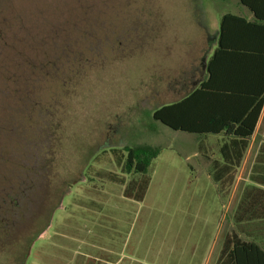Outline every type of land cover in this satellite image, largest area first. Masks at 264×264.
Here are the masks:
<instances>
[{
  "label": "rangeland",
  "instance_id": "obj_1",
  "mask_svg": "<svg viewBox=\"0 0 264 264\" xmlns=\"http://www.w3.org/2000/svg\"><path fill=\"white\" fill-rule=\"evenodd\" d=\"M225 1L0 0V264H218L242 200L264 196V123L220 184L228 138L154 112L191 90ZM139 146L161 150L140 202L122 168Z\"/></svg>",
  "mask_w": 264,
  "mask_h": 264
},
{
  "label": "trees",
  "instance_id": "obj_2",
  "mask_svg": "<svg viewBox=\"0 0 264 264\" xmlns=\"http://www.w3.org/2000/svg\"><path fill=\"white\" fill-rule=\"evenodd\" d=\"M239 1L258 15V8L252 4V0ZM235 21L245 22L232 15L222 17L221 46L224 32L236 28ZM213 67L214 63H208L209 76L180 100L156 109L154 119L175 131L227 137V142L219 150L221 160L214 161L211 174L213 180L221 184L227 179L233 182V172L244 162L264 107V87L252 102L250 94L240 93V97L235 96L239 93L234 89L221 90L224 87ZM244 79L227 78L224 81L230 84ZM247 99H250L248 103L245 102ZM252 105L254 108L251 110ZM125 150L127 156L122 164L124 172L140 175V179L128 183L125 197L140 202L144 200L151 181L147 176L148 169L161 150L151 146L128 147ZM256 160L251 179L264 189V143L259 148ZM16 206L20 207V203ZM235 223L236 229L224 238L218 264H263L264 245L260 241L264 239V196L248 201L243 199L236 211Z\"/></svg>",
  "mask_w": 264,
  "mask_h": 264
},
{
  "label": "crops",
  "instance_id": "obj_3",
  "mask_svg": "<svg viewBox=\"0 0 264 264\" xmlns=\"http://www.w3.org/2000/svg\"><path fill=\"white\" fill-rule=\"evenodd\" d=\"M225 3L231 11L223 14L222 17L232 15L245 22L235 21L237 23L235 24L236 28H231L224 32L222 46L220 23L219 25L216 22L214 23V26L211 27V32L208 33V48L205 53L211 46L212 48L207 56L204 73L200 76L199 81L192 82L189 92L193 91L209 76L207 64L214 63L213 68L216 72V77L220 78L221 85L224 87L221 90L234 89L239 93L235 95L238 97L241 96L240 93L250 94L249 98H251L252 102L256 98L254 96L259 94L264 87V0H252V4L258 8V15L247 6L241 4L239 0H234L233 2L227 0ZM215 56L217 58L213 60ZM241 77L245 78L244 81L230 84L224 81L227 78ZM248 100L250 101V99H247L245 102L248 103ZM239 101L244 103L241 100ZM253 106L251 110L254 108ZM263 123L264 107L254 136L259 132ZM260 242L264 245V239ZM261 261H264V259L262 258Z\"/></svg>",
  "mask_w": 264,
  "mask_h": 264
},
{
  "label": "flooded vegetation",
  "instance_id": "obj_4",
  "mask_svg": "<svg viewBox=\"0 0 264 264\" xmlns=\"http://www.w3.org/2000/svg\"><path fill=\"white\" fill-rule=\"evenodd\" d=\"M198 69V76H193L192 82H197L200 79V76L204 73V68H197Z\"/></svg>",
  "mask_w": 264,
  "mask_h": 264
},
{
  "label": "water",
  "instance_id": "obj_5",
  "mask_svg": "<svg viewBox=\"0 0 264 264\" xmlns=\"http://www.w3.org/2000/svg\"><path fill=\"white\" fill-rule=\"evenodd\" d=\"M211 48H212V46H211L210 49L207 50V52L205 53V56H204V58H203V68H205L206 60H207V56H208V54L210 53Z\"/></svg>",
  "mask_w": 264,
  "mask_h": 264
}]
</instances>
